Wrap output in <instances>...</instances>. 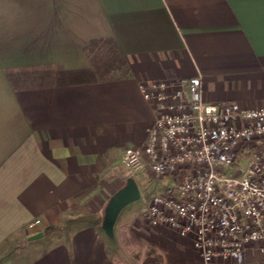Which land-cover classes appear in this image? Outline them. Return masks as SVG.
I'll use <instances>...</instances> for the list:
<instances>
[{
	"label": "crops",
	"instance_id": "1",
	"mask_svg": "<svg viewBox=\"0 0 264 264\" xmlns=\"http://www.w3.org/2000/svg\"><path fill=\"white\" fill-rule=\"evenodd\" d=\"M93 39L114 40L122 66L91 65ZM197 73L205 100L264 107V0H0V264H122L100 225L154 117L139 85ZM145 206L115 236L140 227L162 264H206Z\"/></svg>",
	"mask_w": 264,
	"mask_h": 264
},
{
	"label": "built area",
	"instance_id": "2",
	"mask_svg": "<svg viewBox=\"0 0 264 264\" xmlns=\"http://www.w3.org/2000/svg\"><path fill=\"white\" fill-rule=\"evenodd\" d=\"M139 90L154 117L144 141L124 149L122 170L168 180L146 200V222L187 238L206 264L264 253V107L205 100L198 73Z\"/></svg>",
	"mask_w": 264,
	"mask_h": 264
},
{
	"label": "rangeland",
	"instance_id": "3",
	"mask_svg": "<svg viewBox=\"0 0 264 264\" xmlns=\"http://www.w3.org/2000/svg\"><path fill=\"white\" fill-rule=\"evenodd\" d=\"M136 181L142 197L139 201L122 209L121 217L126 215L132 217L141 213L146 200L151 195L161 192L162 187L168 183L165 178L156 181L152 177L137 179ZM141 233L143 231L140 230V227H118L115 240L110 242L111 256L120 260L122 264H150L149 260H152L151 263L153 264H162V255L150 245ZM44 238L46 239L47 236Z\"/></svg>",
	"mask_w": 264,
	"mask_h": 264
},
{
	"label": "water",
	"instance_id": "4",
	"mask_svg": "<svg viewBox=\"0 0 264 264\" xmlns=\"http://www.w3.org/2000/svg\"><path fill=\"white\" fill-rule=\"evenodd\" d=\"M141 191L137 182L132 177H127L124 184L114 191L107 199L102 214L101 229L104 234L111 240H115L114 226L117 218L127 205L137 202L141 199ZM43 236L42 232L32 234L28 240H34Z\"/></svg>",
	"mask_w": 264,
	"mask_h": 264
},
{
	"label": "trees",
	"instance_id": "5",
	"mask_svg": "<svg viewBox=\"0 0 264 264\" xmlns=\"http://www.w3.org/2000/svg\"><path fill=\"white\" fill-rule=\"evenodd\" d=\"M115 47V41L112 39H93L86 44L85 52L91 65L96 66L104 62L108 65L109 70H113V68L121 67L123 62L120 56L117 58V55L113 54ZM95 73L100 78L105 76V73L101 71H96ZM7 75L11 78L10 72Z\"/></svg>",
	"mask_w": 264,
	"mask_h": 264
}]
</instances>
